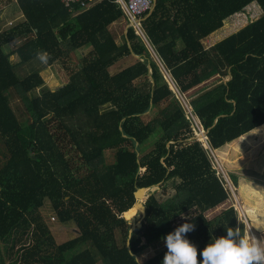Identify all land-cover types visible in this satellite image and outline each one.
Instances as JSON below:
<instances>
[{
    "label": "trees",
    "instance_id": "1",
    "mask_svg": "<svg viewBox=\"0 0 264 264\" xmlns=\"http://www.w3.org/2000/svg\"><path fill=\"white\" fill-rule=\"evenodd\" d=\"M15 1L25 19L0 32V264H163L166 246L146 261L138 253L184 223L195 225L185 238L197 248L199 264L204 248L228 228L243 236L232 205L206 216L228 192L198 136L186 142L192 130L149 48L130 28L115 44L108 25L123 18L120 10L108 1L77 13L58 0ZM250 2L260 15L205 48L202 39ZM142 25L181 95L219 78L188 99L213 150L264 125V0H156ZM12 41L20 43L4 50ZM67 48H87L76 68L66 63ZM41 52L49 55L45 67L59 61L67 77L52 91L41 77L45 68L17 72ZM131 52L139 58L116 65ZM48 77L53 80L51 71ZM104 106L110 109L101 112ZM150 108L157 115L145 122ZM156 183L159 190L143 201L141 226L128 237L122 214L133 192ZM168 183L173 192L164 197ZM46 208L55 214L51 221ZM55 218L71 222L75 235L57 241Z\"/></svg>",
    "mask_w": 264,
    "mask_h": 264
},
{
    "label": "rangeland",
    "instance_id": "2",
    "mask_svg": "<svg viewBox=\"0 0 264 264\" xmlns=\"http://www.w3.org/2000/svg\"><path fill=\"white\" fill-rule=\"evenodd\" d=\"M7 0H0V32L3 30L8 29L9 27H14L17 25V23H21L24 21L25 17L19 8L18 4L15 0H8L7 4H3L2 2ZM77 13V12H76ZM237 14H234V16H231L230 18H226L223 21V25L219 28H223L221 30V37L219 38H211L209 36V39H206L202 41L205 48H208L215 42L219 41L221 38L239 30L242 26H244L246 23L254 20L256 17L260 15V9L257 6L255 2H250L246 6L243 7V10L236 12ZM74 15V14H73ZM227 29H226V25ZM126 28V20L125 18L119 17L117 20L113 21L108 25V29L111 33V36L114 39L115 44H120L123 42V34L124 30ZM218 30V31H219ZM207 37V36H206ZM205 38V37H204ZM208 40V41H207ZM20 41H12L6 47H3L6 51H11L14 48H16L19 45ZM148 46V45H146ZM149 48V46H148ZM147 48V49H148ZM87 48H83L81 50H72L71 48H67V54L69 56V60L66 59V63L68 67L76 68L78 65L79 60V51L82 53ZM150 49V48H149ZM152 50V47H151ZM153 53L155 54L154 58H151L157 65L160 73H164L162 67L160 66L159 60L157 58V55L155 51L153 50ZM131 55L127 56L126 58L120 59L118 62H116V65H119V63L123 62L125 63L127 61V58ZM12 60L18 59L17 56H11ZM141 59V58H140ZM157 61V62H156ZM34 67L38 70H45L41 71V77L44 81V84L47 88L50 89V91L54 90L60 85H63L67 82V77L65 73L60 68L59 61H55L52 63V65L49 67H45V63L42 62L40 59H35L29 65H22L19 68H17L18 75L20 77L25 76L29 73H31V68ZM116 67L113 66L110 71H113ZM52 72L55 79V84H52V81L49 80L48 72ZM163 75V74H162ZM165 75V73H164ZM165 78V77H163ZM219 79V78H218ZM216 79V80H218ZM228 79L225 78L224 81ZM215 80V79H214ZM214 80L206 81L192 90H189L187 94L181 95V97L187 102L188 105V99H197L198 97L202 96V94L206 93L211 90L214 86L213 84L218 83ZM215 80V81H216ZM167 83V82H166ZM168 85V84H167ZM169 89L172 91V89L169 87ZM174 94V92H172ZM11 97V102H18V96L14 91H10L8 93V98ZM174 98L180 99L179 95L175 92ZM181 103L182 100L180 99ZM189 107V106H188ZM110 109V106H104L101 108V112L108 111ZM192 110V109H190ZM193 112V111H192ZM157 111L154 108H150L148 113H145L142 117L143 121H149L152 118L156 117ZM190 119V118H189ZM192 119H190L188 123V126L190 130H192L193 134H196L203 143V137L201 132H195V129L198 130L197 126L192 123ZM198 126H200L198 124ZM186 142H192L189 140H186ZM185 144V143H183ZM214 154L217 156V159L220 161V164L223 166L225 172L227 173V177L229 178L230 186H235V193L236 198L233 197L231 192L229 191V197L226 199L223 203L216 206L213 209H208L205 214L208 218L218 214L220 211H222L224 208L228 207L229 205H234L236 207V214L239 222H242L244 225V234L245 232H248L250 236L256 238L259 241L260 247L264 248V125L250 131V133L246 134L242 138H239L235 141H232L230 143L225 144L224 146L220 147L218 150H213ZM219 155V156H218ZM3 159V149L0 144V162ZM112 152L110 150L105 152V162L110 163L112 162ZM141 171V169H140ZM234 174L237 178V184H234L233 180L231 179V175ZM240 187L242 190H240ZM159 188L155 191L157 192ZM173 192V189L171 187V184H166V190L163 194L164 197L170 196ZM142 200V198H141ZM130 208L125 210V212L122 214V216L126 219V223H128L127 218L131 216V212H127ZM134 210H136L134 208ZM138 214V213H137ZM44 215L46 218L50 220V217L52 215H55L53 213H50V210L46 208L44 210ZM182 217L178 218V221L181 220ZM52 219V218H51ZM51 221V220H50ZM52 224V232L55 236V239L59 242H63L70 237H73L75 235V229L72 226L71 222L67 223H60L56 218L53 221ZM131 222V219H130ZM177 221L175 222V224ZM250 228V229H249ZM166 236L161 237L159 240H156L151 245L145 247L142 249L140 253H138V259L143 260V258L148 260L153 255H155L157 252L161 251L162 248L166 246ZM143 252V253H142ZM100 264V263H99ZM138 264L139 263L138 261Z\"/></svg>",
    "mask_w": 264,
    "mask_h": 264
},
{
    "label": "clouds",
    "instance_id": "3",
    "mask_svg": "<svg viewBox=\"0 0 264 264\" xmlns=\"http://www.w3.org/2000/svg\"><path fill=\"white\" fill-rule=\"evenodd\" d=\"M37 57L44 63L49 59L46 52L38 53ZM194 229V224L184 223L167 235L163 264H198L197 248L185 238ZM240 232L239 228H228L226 236L215 239L204 248L199 264H264V248L260 247L259 241L248 232L243 236Z\"/></svg>",
    "mask_w": 264,
    "mask_h": 264
},
{
    "label": "built area",
    "instance_id": "4",
    "mask_svg": "<svg viewBox=\"0 0 264 264\" xmlns=\"http://www.w3.org/2000/svg\"><path fill=\"white\" fill-rule=\"evenodd\" d=\"M58 1L67 11L72 10L73 6H75L77 8L76 12L85 11L96 4H99L103 1H108L110 4H113L120 10V12L123 15V18H125L126 20V28H130L132 32L142 41V43L148 45L149 48L151 49V46L149 44L145 30L142 25V18L143 15L149 12V10L152 8L154 0H58ZM158 60L160 66L162 67L165 73V81L167 82V84H169L170 82L173 85L175 90H172V92H174V94L176 92L179 95V98L182 100L181 103L180 99H177L178 103L183 109L184 117L188 122L190 121V119H192L194 124L195 125L197 124L196 126L198 128L199 123L198 122L196 123L194 119L195 116L192 110H190V107H188L189 105H187V102L181 97V93L179 92L175 84V81L173 80L169 72L164 69L162 62L160 61L159 58ZM203 143L204 144H202V148H204L207 151L208 159L210 161L212 168L214 169L215 174L219 177L224 189L228 192V195L230 191L233 197L236 198L237 196L235 193L236 188L234 185L230 186L227 173L225 172L223 166L220 164V161L217 159V156L214 154L213 149L209 146L207 139ZM233 207L234 209H236L234 205Z\"/></svg>",
    "mask_w": 264,
    "mask_h": 264
},
{
    "label": "water",
    "instance_id": "5",
    "mask_svg": "<svg viewBox=\"0 0 264 264\" xmlns=\"http://www.w3.org/2000/svg\"><path fill=\"white\" fill-rule=\"evenodd\" d=\"M155 1H156V0H154V2H153V6H152V8L149 10V12H148V13H147L142 19H144V18H145L150 12H151V10L153 9V7H154V5H155ZM131 54L134 55L135 57H138V55H135V54L132 53V52H131ZM138 58H139V57H138ZM147 69H148V66H147ZM228 80H229V79H227V81H228ZM198 123H199V121H198ZM199 124H200V123H199ZM196 125H197V124H196ZM203 132L205 133L204 137H205V140H206V139H207V132H208V130H203ZM188 140H189V141H194V140L199 141V140L197 139V136H196L195 134H193V137H192V138H189ZM199 142H200V141H199ZM158 188H159L158 183H156V184L149 185V186H147V187H137V188L135 189V191L133 192L134 202H133V204L131 205L130 208H132V209L135 208V209L138 211V213H139V217L136 218V220H134V221H132V222H130L131 216H129V217L127 218V221H128L127 224L129 225V227H128V229H127V235H128V237L130 236V233H131L135 228H139V227L141 226V221H142V219H143V217H144V215H145V207H144L143 201L145 200V198H146L150 193L156 191ZM141 198H142V200H139V199H141ZM127 244H128V238H127ZM133 258H134L135 262H137V259H136V256H135V255H133Z\"/></svg>",
    "mask_w": 264,
    "mask_h": 264
},
{
    "label": "bare ground",
    "instance_id": "6",
    "mask_svg": "<svg viewBox=\"0 0 264 264\" xmlns=\"http://www.w3.org/2000/svg\"><path fill=\"white\" fill-rule=\"evenodd\" d=\"M149 54H150V56H151V58H154V56H155V54L153 53V51L151 50V49H149ZM157 62V61H156ZM162 74H163V76L165 77V75H164V73L162 72ZM169 86H170V88L172 89V90H175V88L173 87V85L169 82ZM194 119H195V121H196V123L198 122V120H197V118H196V116L194 117ZM193 123V122H192ZM201 132V134H202V137H203V142H205V137H204V135H205V133L203 132V129L201 128V126H199V129L197 130V129H195V132ZM198 132V133H199ZM199 138V137H198ZM200 140V139H199ZM200 142H202L201 140H200ZM139 200H141V199H139ZM130 212H131V218H132V220H131V222L132 221H134V220H136V218H138L139 217V213H138V211L137 210H134V209H131L130 210ZM138 213V214H137ZM250 229V228H249Z\"/></svg>",
    "mask_w": 264,
    "mask_h": 264
},
{
    "label": "crops",
    "instance_id": "7",
    "mask_svg": "<svg viewBox=\"0 0 264 264\" xmlns=\"http://www.w3.org/2000/svg\"><path fill=\"white\" fill-rule=\"evenodd\" d=\"M225 21H226V20H225ZM227 26H228V24L226 25V29H227ZM222 29H223V28H221L220 30H219V28L216 29V30H215L216 32H215V31H213L214 33L211 32L209 35H207V37H205V38H203V39H204V40L209 39V38H208L209 36H211V38H215V37H216V38H219V37H221V35H222V34H221V30H222ZM218 30H219V31H218ZM124 32H125V30H124ZM225 37H226V36H225ZM223 38H224V37H223ZM203 39H202V41H204ZM221 39H222V38H221ZM221 39H220V40H221ZM207 41H208V40H207ZM14 49H15V48H14ZM14 49H13V50H14ZM131 56H132V57H135V56L132 55V54H131ZM136 58H138V57H136ZM164 79H165V78H164Z\"/></svg>",
    "mask_w": 264,
    "mask_h": 264
}]
</instances>
